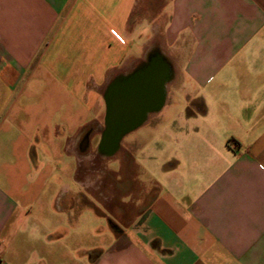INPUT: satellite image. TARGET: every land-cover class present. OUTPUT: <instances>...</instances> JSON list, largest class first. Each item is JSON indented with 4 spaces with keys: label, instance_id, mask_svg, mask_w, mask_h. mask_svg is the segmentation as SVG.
Instances as JSON below:
<instances>
[{
    "label": "crops",
    "instance_id": "obj_1",
    "mask_svg": "<svg viewBox=\"0 0 264 264\" xmlns=\"http://www.w3.org/2000/svg\"><path fill=\"white\" fill-rule=\"evenodd\" d=\"M153 67L163 106L121 142L128 165L120 156L108 188L96 186L115 224L89 242L81 198L50 187L55 128L88 161L107 86ZM41 83L101 120H73V136L79 109L63 124L48 108L41 124L34 107L6 112L0 264H264V0H0V115Z\"/></svg>",
    "mask_w": 264,
    "mask_h": 264
},
{
    "label": "rangeland",
    "instance_id": "obj_2",
    "mask_svg": "<svg viewBox=\"0 0 264 264\" xmlns=\"http://www.w3.org/2000/svg\"><path fill=\"white\" fill-rule=\"evenodd\" d=\"M31 91H34L35 94L33 99L25 98L21 100L20 103L14 104L15 95H13V97L6 102V105L4 106V111L2 112V115H0V124H7L9 122H12L15 111L11 112V116H8L7 119H5V115L7 114L6 112L8 110H13L14 108V110H16L17 108L26 107H34L40 111L38 113V116L33 117L34 120L38 119L40 124L43 120L47 119V117H45L44 115L45 113L43 112V110L47 108L51 111L50 122L52 124L65 123L66 121H64L63 119L68 118L67 115L70 108H72L73 111L79 109L80 112L77 116H71L72 124L70 123V134L73 136L76 132V127L74 125L77 124L73 120L77 119L79 121L81 119L82 122L85 121V123L87 124H91L95 121L97 122L98 120H101L100 116L95 111L90 112L88 109H86V106L83 103H80L75 99L70 101L64 95L63 89L61 88L59 90L57 85L53 87L51 83H41L35 85L34 90H32L31 85L28 88L27 92L29 93ZM52 93H55L56 95L53 96ZM102 106H104V104ZM22 119L29 120L31 119V117L24 115L22 116ZM61 130L58 133L57 128H55L56 132H54L57 137L56 142H59V146L55 149H52L53 154L50 155L49 165L51 171L54 173V179L50 181V187L55 190V194L59 191L64 193V183L69 184L71 187V195H68L67 197L69 199V203L75 205V199L77 201L78 198V202L76 203L79 204V198H81L82 208L85 209V213L82 216V221L86 224V228H88L89 242L92 240L99 241L101 238L102 240H108L113 236V232L111 231L110 227L114 226L115 219L107 209L110 207L111 204L110 199L106 200V197L108 196L101 197L99 195V192L96 191V186L98 185V187L101 188L104 184L103 189H107V185L110 182L111 174L113 172L118 171L120 164L119 162L121 159L120 156L124 157V161L126 165H128V163L131 161L129 160L130 153L127 152V150H125L124 148L122 149V147L121 149L123 152L121 153V155L119 153H116L113 156L112 154L106 156L104 154L99 153V148L102 143V137H100L99 134H94L91 137H89V135L86 136L89 156L88 161L80 160L78 155L74 153V146L67 145L68 134L62 132ZM59 137H61L60 140ZM128 138L129 135H127L123 140H127ZM83 144L84 141L78 149V151H80L82 154L84 152ZM43 152L44 148L38 147L37 153L39 157L43 155ZM40 162L42 161L40 160ZM37 167L42 172V163H39ZM86 174L92 177L93 181L95 180V183L92 186L83 188L79 185V181L84 180ZM48 181L49 180L47 179L44 180L43 178H40L38 180L39 187L41 189L43 188V186L47 187ZM44 183L46 184L44 185ZM126 186L128 185L126 184ZM76 256L78 255H75V258Z\"/></svg>",
    "mask_w": 264,
    "mask_h": 264
},
{
    "label": "water",
    "instance_id": "obj_3",
    "mask_svg": "<svg viewBox=\"0 0 264 264\" xmlns=\"http://www.w3.org/2000/svg\"><path fill=\"white\" fill-rule=\"evenodd\" d=\"M152 74L157 75V83L154 88L157 87V92L159 91L158 100L155 98L156 94L155 97H152L153 93L148 94L140 85L119 87L113 101V109H109L108 112V129L101 143V148H109L111 154L118 151L125 136L144 124L149 113L158 112L162 108L165 91L160 83V73H150V77H153ZM154 100L156 101L154 102Z\"/></svg>",
    "mask_w": 264,
    "mask_h": 264
},
{
    "label": "flooded vegetation",
    "instance_id": "obj_4",
    "mask_svg": "<svg viewBox=\"0 0 264 264\" xmlns=\"http://www.w3.org/2000/svg\"><path fill=\"white\" fill-rule=\"evenodd\" d=\"M150 73L159 74L160 72H159V69H153V71H152V69L151 70L150 69H145L142 72H138L136 74V76L134 77V79H132V80L130 79L127 83L126 82L125 83H111L110 85L107 86V89L105 90V97H104V104H105V110H106L104 127H103V129H99V128H97L96 130L92 129L91 131L88 132L89 137H91L94 134H99V136L102 137V139H103V136H104L105 132L108 129V123H107L108 112H109V109L110 110L113 109V101H114V98H115V96L117 94V91H118L119 87L122 88L124 86L125 87L126 86H131L132 87V86H139L140 85V87L143 88L144 90H146V92H148V94L151 95L153 93L151 95L152 97H155V94H156L155 98L158 100L159 91L157 92V90H158L157 87L154 88L155 84L157 83L156 82L157 75L154 76L152 74L153 77H150ZM153 78H155V80H153ZM148 94H147V96L149 97ZM155 101L156 100H154V102ZM149 102H151V101H149ZM123 139H122V141H123ZM101 149L102 148L100 146V151H101L102 154H104L106 156L107 155L108 156L111 155V153L110 154H105Z\"/></svg>",
    "mask_w": 264,
    "mask_h": 264
},
{
    "label": "bare ground",
    "instance_id": "obj_5",
    "mask_svg": "<svg viewBox=\"0 0 264 264\" xmlns=\"http://www.w3.org/2000/svg\"><path fill=\"white\" fill-rule=\"evenodd\" d=\"M154 69V67H153ZM144 71V70H143ZM153 71V70H152ZM105 154H110V149L109 148H102L101 149Z\"/></svg>",
    "mask_w": 264,
    "mask_h": 264
}]
</instances>
